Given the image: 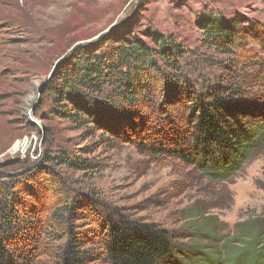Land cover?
I'll return each instance as SVG.
<instances>
[{
  "label": "rangeland",
  "instance_id": "374dc122",
  "mask_svg": "<svg viewBox=\"0 0 264 264\" xmlns=\"http://www.w3.org/2000/svg\"><path fill=\"white\" fill-rule=\"evenodd\" d=\"M208 17L238 31L234 52L203 42L199 23ZM105 36L137 37L152 47L156 37L170 39L181 49L176 57L185 74L207 83L225 75L236 82L242 74L257 82L250 93H264V0H0V176L17 175L16 198L27 210L20 219L26 238L17 240L25 246L16 252L51 264L75 235L93 264H109L101 242L110 214L156 223L181 250L221 244L223 238H213L242 232L232 242L241 247L248 239L243 232L264 234V140L236 172L210 177L176 156L153 154L151 145L184 142L185 128L164 120L173 111L154 115L153 105L145 106L132 121L116 112L108 130L92 135L86 130L93 123L54 112L49 80L55 61L76 46L99 47ZM161 63V78L173 74L174 66ZM60 155L90 166H60L54 159ZM51 171L57 186L49 182Z\"/></svg>",
  "mask_w": 264,
  "mask_h": 264
},
{
  "label": "trees",
  "instance_id": "16d2710c",
  "mask_svg": "<svg viewBox=\"0 0 264 264\" xmlns=\"http://www.w3.org/2000/svg\"><path fill=\"white\" fill-rule=\"evenodd\" d=\"M199 26L208 48L224 54L234 52L238 37L234 27L212 17ZM102 42L95 48L92 44L76 46L61 60L49 80L56 106L54 112L74 122L93 123L86 134L108 130L112 124L109 116L113 118L116 112L132 121L143 116L145 106L153 105L154 115L165 116L173 111L174 115L164 120L185 128L184 142L180 145L172 141L168 149L151 145L153 154L176 156L205 175L220 178L240 169L263 142L264 116H259L256 105L264 110L261 99L264 93L249 92L257 82L248 81V76L241 74L236 82H230L231 78L225 75L221 82L210 83L193 78L179 66L176 57L182 56L179 45L163 37H156L153 47L137 37L119 36L113 40L105 36ZM161 62L174 66L173 74L161 78ZM236 69L243 70L236 67L231 70ZM184 88H189L185 97L182 96ZM60 156L54 157L60 166L65 163L90 166L87 161L75 162ZM13 162L17 164L20 160ZM46 173L51 176L49 182L57 186L54 171ZM16 178L17 175L11 173L0 176V264H37L35 259L29 260L26 250L16 252L14 249L25 246L17 240L26 238L20 219L27 213L16 198L21 190ZM109 216L101 242L102 253L109 264H264V234L256 228L252 233L243 232L248 239L243 240L241 247H234L232 242L240 240L242 232L230 237H214V240L223 238L224 242L219 241L218 245L181 250L174 247V235L154 222L131 220L120 214ZM199 233V237L204 238L211 234ZM81 241L75 235L68 236L62 253L55 256L51 264H93V254L80 250ZM30 254L34 255V251Z\"/></svg>",
  "mask_w": 264,
  "mask_h": 264
},
{
  "label": "water",
  "instance_id": "95a60500",
  "mask_svg": "<svg viewBox=\"0 0 264 264\" xmlns=\"http://www.w3.org/2000/svg\"><path fill=\"white\" fill-rule=\"evenodd\" d=\"M61 60H63V58L61 57V58H59V59H57L56 61H55V63L53 64V71L58 67V65H59V63L61 62ZM52 71V72H53Z\"/></svg>",
  "mask_w": 264,
  "mask_h": 264
}]
</instances>
